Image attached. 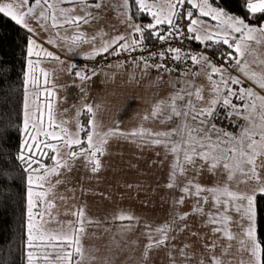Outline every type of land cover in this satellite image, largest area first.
<instances>
[{"label":"snow or ice","instance_id":"snow-or-ice-1","mask_svg":"<svg viewBox=\"0 0 264 264\" xmlns=\"http://www.w3.org/2000/svg\"><path fill=\"white\" fill-rule=\"evenodd\" d=\"M132 2L137 6V12L151 15L154 23L129 24V34L135 37L133 40L128 41L127 36L118 34L87 58L137 51L145 39L167 43L183 35L180 21L184 20L187 24L183 27L192 34V39L225 46L222 63L217 65L202 54L182 55L181 48L170 46L160 51H149L147 56L140 57L139 62L144 69L165 75L177 73L179 86L173 84L172 93L157 101L143 117L144 121L158 119L163 125L171 124L172 127L166 130L140 127L125 133L118 131V124L102 130L94 120L86 119L83 124L75 126L74 131H69L55 122L50 103L46 105V121L39 109L35 117L25 114L26 118L22 121L25 139L18 156L14 158L23 164L26 176L27 264H40L41 261L42 264H109L110 256L98 258L95 251L83 243L82 238L90 231L94 232V226L100 223L90 219L83 206L71 213V221H57L54 230L48 229L47 225L51 222L48 210L53 204L47 199L49 189H45V185L51 187L50 177L59 176L61 169L71 171L78 160L91 173H99L109 137L115 136L130 138L138 142V147L151 145L161 148L164 160L169 162L168 179L164 186L176 193L171 199L170 214L158 225L124 212L111 216L109 223L116 225L125 235L136 231L139 225L140 235L144 238L140 249L142 262H146L150 252L157 249L168 251L170 264L190 261V246L183 244L177 248L173 241L178 233L189 229L186 222L189 215L199 214L212 233L228 241H238L241 250L249 256L248 264H264V230L258 219L261 211L258 198L264 199V70L254 68L255 64H264L257 56V46L264 47V23L253 24L247 16L230 14L225 8L214 6L215 0ZM128 4L129 0H124L123 7L126 9ZM101 8L102 0H0V14L29 33L35 34L36 29L30 26L33 22L41 29L55 30L56 37L68 42L69 51L73 52L80 44L97 42L96 36L86 39L82 31L76 30L94 21L97 18L95 10ZM245 8L249 16L264 15V0H245ZM201 18L218 22L215 30H210ZM162 25L167 27L162 30ZM61 30H71L70 36L61 37ZM48 43L54 41L49 40ZM35 47V40H29V57L34 54ZM45 55L52 57L53 54L46 52ZM133 60L136 58L133 57ZM149 60L153 62L149 63ZM169 60L176 66L169 65ZM189 62L197 69L192 73L193 79H180L181 73L189 71L187 67L181 69L180 63ZM3 63L0 61V69ZM72 68L75 69L76 65L73 64ZM27 69L31 77L28 82L35 86L33 60L27 61ZM201 71L209 82L207 95L203 87L194 83V78ZM75 74L79 76V72ZM2 80L3 77H0V82ZM45 95L50 96L49 93ZM84 111L91 114L92 107L85 105ZM217 119L226 120L236 131L217 126ZM11 131L10 127L0 128V143ZM156 155L159 156L160 152ZM46 160L52 163L46 164ZM204 169L209 173L219 172L225 179L213 186L203 185L197 178ZM0 179L7 181L8 177L0 171ZM60 183V180L56 181V184ZM241 184L243 188L238 186ZM188 200L193 201L191 212H181V207ZM206 208L208 211H205ZM46 213L49 220L44 219ZM233 215L239 220H233ZM36 218L41 221L39 225L34 223ZM233 224L237 227L236 233L232 231ZM191 234L197 235L195 232ZM112 243L117 251L126 250L129 246L128 243L116 245L114 240ZM203 247L205 256L198 264H205V260L207 264H224L215 252V243H205Z\"/></svg>","mask_w":264,"mask_h":264},{"label":"rangeland","instance_id":"rangeland-1","mask_svg":"<svg viewBox=\"0 0 264 264\" xmlns=\"http://www.w3.org/2000/svg\"><path fill=\"white\" fill-rule=\"evenodd\" d=\"M148 2L151 3L152 0ZM111 3L119 5L118 13L114 11L108 15L106 10L102 13V9L95 10L97 18L76 31L88 29L86 39H91L97 31L103 35L105 43L118 34L127 36L128 40L131 37L130 41L133 40L134 36L129 34V24L136 25L137 20L135 21L132 13L123 7L124 0H106L102 8L107 4L111 6ZM128 7L130 11V1ZM112 9L114 8L110 11ZM148 16L151 17L149 14ZM201 19L207 22L210 30H215L214 26L218 22L211 21L210 18ZM30 26L36 29L35 34L28 32L29 40L34 39L36 47L31 57L27 55V61L31 59L34 62L37 83L33 86L28 82L31 77L26 66L24 119L26 113L35 117L39 109L46 121L48 116L46 105L50 103L55 122L69 131H74L75 126L81 125L82 115L85 116V120H94L102 130L113 128L116 124L119 125L118 131L125 133L140 127L158 131L172 127L171 124H161L158 119L144 121L143 117L157 101L167 98L172 93L173 84H177L176 77L166 74L173 83L163 86L159 85L160 80L153 73H148L143 66L138 65L140 68L134 69V65L124 67L123 64H111L96 71L92 68L91 73L86 74L88 62L95 57L92 59L79 57L80 50L88 51L86 57H89L101 47L100 43H97V49L96 44L83 43L73 52L69 51L68 42L56 37L55 30L41 29L34 22ZM65 34L70 36L71 32ZM60 36L63 37L61 33ZM49 40H53L54 43H48ZM36 52L40 55L36 56ZM46 52H51L52 57H47ZM73 64L76 65L75 69L72 68ZM76 72H79V76L75 74ZM199 87H203L207 95L209 82ZM45 93H49L50 96H46ZM85 105L92 107L91 114L84 111ZM22 137L24 140V126ZM157 152H160L159 156L156 155ZM168 165L169 162L164 160V151L159 147L151 145L138 147V142L130 138L109 137L103 167L99 173H91L78 160L71 171L61 169L59 176L50 177L51 187L45 185V189H49L47 199L53 204L48 210L51 217L48 229L54 230L57 221H71L73 219L71 213L83 206L90 219L100 222L94 226V232L90 231L82 238L85 247L92 248L98 258L110 256L109 264H170L168 251L160 249L150 252L146 262L141 261L140 249L144 238L140 235L139 225L136 226V231L125 235L116 225L109 223L111 216L119 212L134 215L154 225L162 223L170 214L171 199L176 195L173 190L164 186L168 179ZM197 179L203 185L213 186L222 183L225 178L219 172L209 173L204 169ZM57 180L61 183L56 184ZM129 184L132 185L131 188L127 187ZM238 186L244 187L242 184ZM192 204L193 201L188 200L180 211L191 212ZM43 210L41 207L40 211ZM35 215L33 212L34 217ZM50 217L47 213L44 215L45 220H49ZM233 220L238 221L239 217L233 215ZM186 222L189 229L178 233L173 241L177 248L183 244L190 246L191 259L184 264H198L205 256L203 247L205 243L217 245L215 252L220 255L224 264H248L249 256L241 250L238 241H228L212 233L205 225L204 217L191 214ZM34 223L39 225L41 221L36 218ZM106 228L109 231L105 232ZM231 228L234 233L237 232L235 224L231 225ZM193 232L197 235L193 236L191 234ZM113 240L116 245L123 246L128 243L129 246L126 250L117 251L113 246ZM177 264L180 262L177 261Z\"/></svg>","mask_w":264,"mask_h":264},{"label":"trees","instance_id":"trees-1","mask_svg":"<svg viewBox=\"0 0 264 264\" xmlns=\"http://www.w3.org/2000/svg\"><path fill=\"white\" fill-rule=\"evenodd\" d=\"M129 1L130 12L132 15L135 13L133 15L135 21L137 20V23L141 25H147L150 16L137 12V6L132 0ZM214 6L223 7L230 14L236 16H247V19L253 21L254 24L264 22V15L249 16L247 14L245 0H215ZM186 24L187 21H185ZM166 27L160 26L162 30ZM147 35L148 33L145 32V37ZM28 41L29 35L22 27L0 14V61L4 62L3 68L0 69V77H3L2 82H0V122H2L0 128L10 127L12 130L6 140L0 143V171L8 177L7 181L0 179V264H27L28 249L26 248L25 239L26 223L28 221L26 176L22 170L23 164L18 163L14 157L18 156L23 142L22 121L24 119L23 107ZM157 41L156 39H145L141 44V48L154 45ZM191 41L197 45H205L214 58L222 61L221 55L226 51L225 46L222 44L212 47L214 42H198L192 38ZM108 65L97 70L105 69ZM130 65H134V69L142 66L139 58H136L135 61L131 59L123 66ZM146 70L157 75H165L156 70ZM188 70L192 73L197 69ZM168 74L178 78L173 72ZM84 121L85 116L82 115L81 124ZM51 163V161L46 160V164ZM258 205L261 209L258 219L262 230H264V199L258 198Z\"/></svg>","mask_w":264,"mask_h":264},{"label":"built area","instance_id":"built-area-1","mask_svg":"<svg viewBox=\"0 0 264 264\" xmlns=\"http://www.w3.org/2000/svg\"><path fill=\"white\" fill-rule=\"evenodd\" d=\"M180 24L182 26V32L183 35H179L177 37L172 38L169 40L167 43L157 41L154 45L151 46H145L143 48H140L137 51L129 52V53H123L120 55H109V54H104V55H98L94 59H92L90 62H88L87 67H86V72H88L90 69L97 70L101 67H104L108 64H123L128 63L133 57L139 58L142 56H147L149 51H160L165 47H172V48H181L182 49V55L190 53L191 55H199L202 54L205 57H208L213 63L219 65L222 63L219 59H216L212 56V54L207 50L205 45H197L191 41V34L186 31V28L183 26L185 25V21L181 20ZM216 47L217 44L214 43L212 44V47ZM152 60H149V63H152ZM157 63L159 61H156ZM169 65H172L175 67L176 65L173 63V61L169 60L168 61ZM181 69L187 67L188 69H194L196 70V65L193 63H180ZM175 75H177L176 72H173ZM223 115V113H222ZM217 126L225 128L228 131H236V129L229 124L226 120H221L217 119L215 121Z\"/></svg>","mask_w":264,"mask_h":264},{"label":"crops","instance_id":"crops-1","mask_svg":"<svg viewBox=\"0 0 264 264\" xmlns=\"http://www.w3.org/2000/svg\"><path fill=\"white\" fill-rule=\"evenodd\" d=\"M106 0H102V5L104 4V2H105ZM117 1H120V0H117ZM111 8H114V9H112L111 11H110V9ZM118 8H119V5L118 4H112L111 3V6L109 5V4H107L105 7H103V8H101L102 10H101V13L103 12V10H106L107 12V14L109 15V13L110 12H116V13H118L119 11H118ZM126 10L128 11V12H130L129 11V7H127L126 8ZM79 14V13H78ZM115 15V14H114ZM114 15H112L111 17H112V19H113V17H114ZM147 22H149V23H154V21L152 20V17H150V19L147 21ZM148 23V24H149ZM264 23V22H263ZM136 25H141V24H139V23H137ZM20 26V25H19ZM22 27V26H21ZM23 28V27H22ZM24 29V28H23ZM27 33H28V31L26 30V29H24ZM71 31H69V32H65V31H60V33H61V35L62 36H65L66 34L65 33H70ZM82 32L84 33V34H89V32H88V29H83L82 30ZM29 35V34H28ZM137 35V34H136ZM93 36H96L98 39H97V42L95 43L96 44V46H95V49H97L98 48V46H97V43H100L101 44V46L105 43V41H104V37H103V35H101V34H99L97 31H96V33L94 34V35H92L91 36V38L93 37ZM130 39H131V37H130ZM130 39L128 40V41H130ZM262 40H264V38H262ZM199 42V41H198ZM91 45V44H90ZM89 45V46H90ZM76 48H80V47H76ZM97 50H99V49H97ZM82 53V54H81ZM89 52L88 51H86V50H80V56L79 57H82V58H84V59H88L87 57H86V55L88 54ZM257 56H258V58H259V60H261V61H264V47H260V46H257ZM96 57V56H95ZM251 59V58H250ZM114 65H116V64H114ZM254 68L257 70V71H261V70H264V64H255L254 65ZM85 73L86 74H90L91 73V71H88V72H86L85 71ZM148 73H153V72H148ZM193 73V72H192ZM192 73L191 72H187V73H183L181 76H180V79H184V78H187V79H193L192 78ZM201 75H200V73H199V75L197 76V77H195L194 78V83L196 84V85H199V86H201V85H205V84H207L208 83V80H207V78H206V75H205V73L203 72V71H201ZM159 80H160V83H159V85H163V86H168L171 82L173 83V81H172V79H170V78H167L166 77V75H162V74H156V73H153ZM176 80L178 81V78H176ZM178 85V84H177ZM179 86V85H178ZM260 163V162H259ZM62 194V193H61ZM56 211V210H55ZM39 219V218H38Z\"/></svg>","mask_w":264,"mask_h":264},{"label":"water","instance_id":"water-1","mask_svg":"<svg viewBox=\"0 0 264 264\" xmlns=\"http://www.w3.org/2000/svg\"><path fill=\"white\" fill-rule=\"evenodd\" d=\"M249 21H251V20H249ZM251 22H253V21H251Z\"/></svg>","mask_w":264,"mask_h":264}]
</instances>
